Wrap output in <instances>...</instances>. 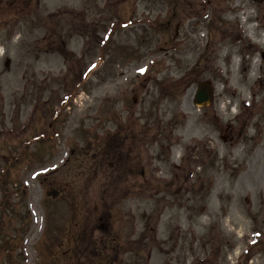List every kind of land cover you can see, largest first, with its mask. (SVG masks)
<instances>
[{
	"label": "rangeland",
	"instance_id": "1",
	"mask_svg": "<svg viewBox=\"0 0 264 264\" xmlns=\"http://www.w3.org/2000/svg\"><path fill=\"white\" fill-rule=\"evenodd\" d=\"M115 1L0 0V264H52V222L38 234L54 199L109 211L102 264H264V0ZM202 80L224 123L243 110L236 149L205 138ZM98 153L132 157L139 176L116 160L91 169Z\"/></svg>",
	"mask_w": 264,
	"mask_h": 264
},
{
	"label": "flooded vegetation",
	"instance_id": "2",
	"mask_svg": "<svg viewBox=\"0 0 264 264\" xmlns=\"http://www.w3.org/2000/svg\"><path fill=\"white\" fill-rule=\"evenodd\" d=\"M195 13H196V15H198V12L194 11L193 14H195ZM188 14H191V13L189 12ZM194 23L198 24V20H194ZM205 116H210V115L206 112ZM211 117L213 119V125H212L213 129H209L208 131H212V132L216 131L218 133V136L231 139L232 135L234 133V128H233L232 125H230L228 123L225 125L224 128L221 127V125H220V113H219V110L216 107L213 108ZM68 238L69 239L75 238V230H74V228L70 229V234L68 235ZM66 251H68V250H66Z\"/></svg>",
	"mask_w": 264,
	"mask_h": 264
},
{
	"label": "water",
	"instance_id": "3",
	"mask_svg": "<svg viewBox=\"0 0 264 264\" xmlns=\"http://www.w3.org/2000/svg\"><path fill=\"white\" fill-rule=\"evenodd\" d=\"M211 100V89L210 85L204 82L198 84L194 102L195 104L205 105Z\"/></svg>",
	"mask_w": 264,
	"mask_h": 264
}]
</instances>
